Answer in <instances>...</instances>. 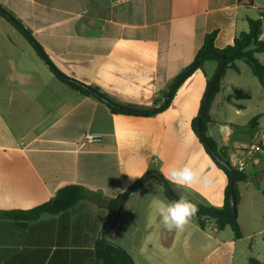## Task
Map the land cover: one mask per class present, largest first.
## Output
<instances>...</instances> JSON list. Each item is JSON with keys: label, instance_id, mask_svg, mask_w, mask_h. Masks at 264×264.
<instances>
[{"label": "crops", "instance_id": "1", "mask_svg": "<svg viewBox=\"0 0 264 264\" xmlns=\"http://www.w3.org/2000/svg\"><path fill=\"white\" fill-rule=\"evenodd\" d=\"M251 2V7H245L238 0H0V6L31 32L63 74L97 87L120 104L151 106L156 94L194 61L205 34L216 31L213 44L217 49L232 45L236 35L247 31V13L255 9L264 39V0ZM83 19L91 23L80 31ZM13 37L4 39L1 32L5 51L18 47L25 59L20 62L13 54L3 55L5 51L0 55V264L9 258L14 264H24L26 258L13 257L37 248L28 247L25 239L29 227L39 222L21 226L3 215L46 203L68 184L99 194V205L84 200L71 211L72 222L90 215L99 233L107 221V201L149 170L159 172L179 199L217 210L223 207L228 179L191 128L206 77L217 68L215 62L207 61L202 70L194 71L164 111L152 116L112 114L104 104L60 82L24 39ZM255 57L264 64V53ZM8 59L14 62L9 64ZM239 62V72L231 70L238 78L242 74ZM259 87L262 92L253 89L258 101L252 116L258 119L252 130L246 127L250 120L234 123L220 111L229 106L235 116L241 115L252 93L241 79L229 74L221 79L209 117L216 125L226 126L227 145L232 149L228 155L264 133L260 131L264 86ZM238 91L248 99L237 96ZM96 132L102 133L99 143L82 145L87 134ZM240 137L245 141L239 142ZM262 154L264 148L251 161L257 170L243 172L245 181L237 183L240 239L234 238L228 226L218 230L212 220L203 229L192 219L182 232L167 230L155 212V202L168 201L160 185L145 186V180L124 200L114 234L122 235L128 246L117 244L129 252L134 264H249V258L264 262ZM186 165L200 170L203 181L182 187L166 178L170 170ZM57 218L43 215L40 221ZM78 232L88 233L87 244L78 240L69 247L60 246L57 228H53V242L39 247L49 249L44 264L50 259L51 264H65L61 250H92L93 233L70 231Z\"/></svg>", "mask_w": 264, "mask_h": 264}, {"label": "trees", "instance_id": "2", "mask_svg": "<svg viewBox=\"0 0 264 264\" xmlns=\"http://www.w3.org/2000/svg\"><path fill=\"white\" fill-rule=\"evenodd\" d=\"M238 4L245 6V7H251L252 2L246 1V0H238ZM0 8L4 9L2 6ZM8 14H10L21 26V22L9 11L4 9ZM0 17H2L4 20H6L11 26L15 28L13 24H11L4 16L0 14ZM91 23V20L83 19L78 24V27L80 31H83L87 25ZM248 29L245 32H241L238 35H236L233 39L232 45H228L223 49H217L214 47V38L216 36V31H213L211 33L205 34L203 37V44L199 51L197 52L195 58L200 55V53L204 50H209L213 53L223 55L225 59V65L224 68L219 75L215 85L213 86L210 95L208 97V101L206 104L205 111L203 113V116L201 118V128L205 132L206 126L209 122H211L209 117V109L211 106V103L213 102L216 94L220 90V82L224 75V72L227 69H230L234 71L235 73H238V67L237 62L241 61L247 65L252 75L256 78L260 86H264V64H261L256 59V54L264 53V39H261V27H262V21L260 18L257 19H247ZM24 27V26H23ZM16 29V28H15ZM17 30V29H16ZM27 30V29H26ZM22 37L25 39V41L30 45V47L34 50L33 45L30 43V41L19 31L17 30ZM30 34L31 32L27 30ZM35 52V50H34ZM36 53V52H35ZM38 56V54L36 53ZM39 57V56H38ZM207 61H213L216 63V67L219 64V59L215 58L211 54H204L197 66L195 67L194 71L196 70H202L204 64ZM193 71V72H194ZM192 72V73H193ZM203 72V71H202ZM215 72V71H214ZM191 73V74H192ZM190 74V75H191ZM189 75V76H190ZM188 76V77H189ZM213 76V75H212ZM212 76L206 77V88L210 83V80ZM56 77V76H55ZM187 77V78H188ZM57 78V77H56ZM186 78V79H187ZM60 82L67 85L70 89L77 91L78 93L89 96L94 98L95 100L99 101L97 98L92 96L88 91L72 84L66 81H63L59 78H57ZM185 79V80H186ZM184 80V81H185ZM182 81L179 86L174 90V92L171 95V98L167 104V107L176 93L177 89L180 87V85L184 82ZM170 86V84H169ZM168 86V87H169ZM95 91L99 92L103 96L110 99L113 103L118 105H124L131 109H137L141 111H147L154 109L158 107L168 89V87L164 90L159 91L156 94V97L154 98L151 106H136V105H129V104H120L111 98H109L106 94L102 93L97 87L95 86H89ZM206 90V89H205ZM237 96H240L242 99H248V96L240 91L236 93ZM100 103L104 104L103 102L99 101ZM227 103H232L230 100V97H226ZM112 114H123V115H134L126 112H122L116 108L110 107L106 104H104ZM234 105V104H233ZM166 107V108H167ZM237 109H243L242 105H234ZM160 113V112H158ZM155 113V114H158ZM152 114V115H155ZM149 115V116H152ZM134 116H142V115H134ZM197 118V117H196ZM196 118H194L191 122V128L196 137L198 138L197 131H196ZM257 119L258 117H252L248 124L246 125L247 128L254 130L257 127ZM199 139V138H198ZM206 141L209 144L212 149L215 150L216 144L215 142L209 138L206 137ZM206 151V150H205ZM207 153V152H206ZM215 163V162H214ZM229 164V162H228ZM215 165L223 171V173L226 175L228 181L230 179V174L219 164L215 163ZM153 170L147 171L144 175L148 174L149 172H152ZM157 172V171H156ZM160 175V173L158 172ZM161 176V175H160ZM162 177V176H161ZM163 178V177H162ZM157 183L159 184V181L154 178ZM164 179V178H163ZM165 180V179H164ZM166 181V180H165ZM245 181V175L243 173H238V176L234 183V192L236 195V201L238 202V191H237V183L244 182ZM167 182V181H166ZM168 184V182H167ZM160 185V184H159ZM140 185L135 187L130 193L136 191ZM129 193V194H130ZM164 197L167 199L168 202H172V200L163 192ZM121 194L116 195L114 198H111L107 201L105 204V208L107 210V220L110 218L112 213L115 210L116 204L120 198ZM177 197V196H176ZM99 194L97 192H94L86 187L76 185V184H68L61 188H59L54 196L46 203H43L35 208H32L27 211H17V212H9L4 214L8 220L14 221L16 223H19L21 226H25L26 223L29 222H38L36 225L30 226L25 239V244L29 246H36L37 248H34L32 250H27L26 252H19L16 256L13 257V260H16L17 258H26V261H24V264H44L45 258L47 254L49 253V249H40L39 247H45L47 244H51L53 242L52 240V232L53 228H57V235L60 238V242L56 240L58 244H61L60 246H71L74 243H77L78 240H81L84 244L88 243V233H84L83 235H75L74 233H70V231H78L79 229L84 230L85 232L91 231L93 234L92 237V250L90 251H84L83 253H80L79 251H71V250H61L59 253L64 255L65 257V264H130L128 259L125 257V255L120 252L118 249L113 248L111 246H106L103 243L99 241L98 234L99 232H96V225L94 224V221L91 219V216L88 214H85L81 216L79 220H76L75 222L71 221V211L72 209L81 201L87 200L90 202H94L96 204H100L99 202ZM178 198V197H177ZM126 199V198H125ZM179 199V198H178ZM196 204V203H195ZM199 210H213V211H219L222 213L228 214L230 212L229 207V193L227 190V187L224 190V203L223 207L219 210L196 204ZM43 215H49V216H55L57 215L58 218L56 220H46V221H40V218ZM195 218H197V224L198 226L203 229L205 227V223L207 220H212L217 227L218 230H222L224 227L228 226L235 239H240L242 234L239 228V225L237 223L236 218L235 219H225L220 218L216 216H200L196 215ZM95 225V226H94ZM94 226V227H93ZM114 224L110 226L106 232L104 233V237L110 233L112 230ZM59 232V233H58ZM44 237H41V235ZM115 243V242H114ZM117 244V243H116ZM57 254V253H56ZM56 254H54L52 257H54ZM33 259L37 260L34 263H31ZM14 261H12L11 258H9L6 261V264H14ZM249 264H264V262H260L254 258L248 259ZM48 264H51V259Z\"/></svg>", "mask_w": 264, "mask_h": 264}, {"label": "water", "instance_id": "3", "mask_svg": "<svg viewBox=\"0 0 264 264\" xmlns=\"http://www.w3.org/2000/svg\"><path fill=\"white\" fill-rule=\"evenodd\" d=\"M0 14L2 16H4L11 24H13L15 26V28L17 30H19L29 41L30 43L33 45L35 52L38 54L39 58L43 61V63L49 68V70L59 79L72 83L86 91H88L92 96H94L95 98H97L99 101L103 102L104 104L116 108L122 112H126V113H130V114H134V115H142V116H149L158 112H162L166 109L167 104L171 98L172 93L174 92V90L179 86V84L184 81L195 69V67L197 66L200 58L208 53L211 54L212 56H214L215 58L219 59V64L217 65V68L210 80L209 85L207 86L202 100H201V104L198 110V115L196 118V131H197V135L199 140L201 141L203 147L205 148L206 152L208 153V155L212 158V160L219 164L221 167H223L229 174H230V179L228 181L227 184V190L229 193V207H230V212L228 214L226 213H222L219 211H213V210H198V213L196 215H200V216H216V217H220V218H225V219H235L236 215H237V201H236V195L234 192V183L235 180L238 176V173L236 170H234L227 162L228 160V153H229V146L227 145V140H228V134L226 132V126L225 125H216L213 122H209L206 126V131L204 132L201 128V118L203 116V113L205 111L206 108V104L208 101V97L210 95V92L213 88V86L215 85L219 75L221 74L224 65H225V59L223 55H219L216 53H213L209 50H204L200 53L199 56H197L194 61L179 75L177 76L171 83L170 86L168 87L165 96L161 102V104L151 110H147V111H141V110H137V109H131L128 108L124 105H118L113 103L110 99H108L107 97L103 96L102 94H100L99 92L95 91L94 89H92L91 87H89L88 85L75 80L65 74H63L61 71H59L55 65L50 61V59L46 56V54L44 53V51L42 50L41 46L38 44V42L35 40V38L23 27L21 26L10 14H8L4 9L0 8ZM206 136H208L209 138H211L215 144H216V150L212 149V147L209 146V144L206 141ZM148 178H156L159 181V184L163 190V192H165V194L172 200H178V198L173 194V192L171 191L169 185L167 184V182L158 174V172L156 171H152L149 172L148 174L144 175L143 177L139 178L137 181H135L133 184H131L120 196L115 210L112 213V215L110 216V218L106 221V223L104 224L103 228L101 229L100 233H99V241L101 243H103L106 246H111L113 248L118 249L120 252H122L125 257L128 259L130 264H134L132 261L131 256L128 254V252L121 247L120 245L107 240L104 237V233L106 232V230L112 226L114 224V222L116 221L118 214L121 210V207L124 203V200L126 198V196L138 185L142 184L145 180H147Z\"/></svg>", "mask_w": 264, "mask_h": 264}, {"label": "rangeland", "instance_id": "4", "mask_svg": "<svg viewBox=\"0 0 264 264\" xmlns=\"http://www.w3.org/2000/svg\"><path fill=\"white\" fill-rule=\"evenodd\" d=\"M242 14H243V12H242ZM247 15L250 18H252V19L258 18V14H257V11L255 9H253L250 12H248ZM1 32H2L3 38L5 37L7 40H10L11 38H14L13 37L14 34L17 35L18 37H20L22 40L24 39L22 37V35L13 26H11L6 20H4L2 17H0V35H1ZM4 39H3V41L0 40V55L2 54V51H5V47H6L5 45H7V44L4 43ZM24 42H26V41H24ZM19 44H21V43H19ZM25 44H26V46H30L27 42ZM31 50H32V52L34 54L33 49H31ZM22 52H23L22 49H20L18 47H16V48H12L11 47V50L9 49L8 51L3 52V55H6L7 53L8 54H13V56L19 57V61L21 62V60L25 59V58H23ZM35 57H36V61L39 62L40 64H42L41 61L39 60V58L37 56H35ZM8 60H7V62H9V64H10V61H13L14 62V60H11V59L9 61ZM0 62H2V61H0ZM28 64L29 63L27 62V65L26 66H28ZM239 64H240V67H241V70H242V74H241L240 78L236 77V75H234L232 73V71L229 70V69H227L224 72V74H229V75L233 76V78H235L236 80L241 79V80L244 81L245 87H248V89H249L248 91L250 93H252V99L248 103V106L249 107H248V109H247L246 112L241 113V115H239V116H235L234 113H232V110L233 109L231 107H229V106H225V109H222V107H220V109H222L220 111H223L224 112L222 115H225V117H229L230 119H232L233 121H235L234 123L244 124L246 121L250 120L255 115V113H256L254 111V108H255L258 100H257L256 94H255L256 92H253V89L255 88V90H257L258 92H262V91H261V89H260V87L258 85L257 80L253 77V75L251 74V72L248 69L247 65L245 63L241 62V61L239 62ZM252 113H254V114H252ZM260 131H263L264 132V116H263V118L261 119V122H260ZM243 141H245V137H240L239 138V142H243ZM229 149H230V151L232 150L231 149V146L229 147ZM261 152H262V150L259 153H261ZM258 154L255 155L253 158H256V156H258ZM263 155L264 154L261 155L262 156V159H264V156ZM252 159L249 160L248 162H246L245 169H244L245 171L244 172L248 173V172L256 171L257 170L251 164ZM258 160H260V159H258ZM263 181H264V179H263ZM154 183L158 184L157 181L154 178H148L147 181H146V183H145L146 184L145 186H147V184L150 185V184H154ZM157 186L159 188V184ZM193 220L194 221H197V218L194 217ZM115 226H116V221L114 222V226H113L112 230L110 231V233H108L105 236V238L106 239H109V240H114L116 243H118L120 245H121V243H123L125 246H128V244L126 242L124 243V240H123V236L122 235L114 234V227ZM128 254H129V252H128Z\"/></svg>", "mask_w": 264, "mask_h": 264}, {"label": "clouds", "instance_id": "5", "mask_svg": "<svg viewBox=\"0 0 264 264\" xmlns=\"http://www.w3.org/2000/svg\"><path fill=\"white\" fill-rule=\"evenodd\" d=\"M102 133L96 132L90 134L92 142L98 141ZM241 170L244 168L243 161L239 162ZM170 182L178 186H188L193 183H200L204 179V175L198 169L191 166H184L179 169H172L166 177ZM198 207L185 197L172 202L156 201L155 212L164 228L169 231L182 232L192 219L198 213Z\"/></svg>", "mask_w": 264, "mask_h": 264}, {"label": "built area", "instance_id": "6", "mask_svg": "<svg viewBox=\"0 0 264 264\" xmlns=\"http://www.w3.org/2000/svg\"><path fill=\"white\" fill-rule=\"evenodd\" d=\"M246 1H253V0H246ZM262 11L264 12V8H262ZM101 141V138L96 141L92 142L90 140V134H87L82 141V145H92L97 144ZM264 148V133L261 134L257 139H254L253 142L246 145L243 149L240 151L232 152L230 155H228L229 165L237 171V173H243L245 169L246 162L251 160L255 155H257L261 150ZM243 161L244 168L241 170L239 162ZM264 234V233H263Z\"/></svg>", "mask_w": 264, "mask_h": 264}, {"label": "flooded vegetation", "instance_id": "7", "mask_svg": "<svg viewBox=\"0 0 264 264\" xmlns=\"http://www.w3.org/2000/svg\"><path fill=\"white\" fill-rule=\"evenodd\" d=\"M206 137H208V136H206ZM215 150H216V148H215Z\"/></svg>", "mask_w": 264, "mask_h": 264}]
</instances>
